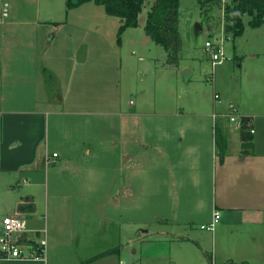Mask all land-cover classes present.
Wrapping results in <instances>:
<instances>
[{"label":"crops","instance_id":"obj_1","mask_svg":"<svg viewBox=\"0 0 264 264\" xmlns=\"http://www.w3.org/2000/svg\"><path fill=\"white\" fill-rule=\"evenodd\" d=\"M5 4H0V235L3 217L20 213L30 237L35 230L47 229V247L42 258L0 256V264H80L126 240L130 244L131 238L140 246L137 264H159L165 256L170 264H264V101L240 94L229 101L217 87L220 99L213 97L210 110L138 113L155 118L160 134L152 183L140 190L141 196L153 198L154 208L139 233L131 237L120 229L113 238L116 246L109 247V176H79V166L84 165L76 150L84 147L89 154L92 138L73 136L81 129L77 123L61 125L64 117L79 112L53 107L55 74L43 61L48 54L44 49H25V38L29 44H45L47 38L39 43L27 27H42L46 20L39 15L30 21L9 18L10 13L4 15ZM258 55L251 56L258 59ZM183 70L186 78L195 73L190 66ZM246 81V86H264L261 64H253ZM251 99L256 101L254 107ZM232 107L253 118V147L246 154L241 130L228 118ZM52 115L60 117L56 132L61 153L50 154L48 149ZM143 125L139 119V141ZM54 153L63 161L62 176L49 175V165L56 163L50 159ZM39 210L44 212L42 226L28 221L37 220ZM215 210L221 213L215 228H202L213 220ZM122 218L123 213L117 222ZM110 222L115 223L112 218ZM120 254L119 249L87 264H107L109 257Z\"/></svg>","mask_w":264,"mask_h":264},{"label":"rangeland","instance_id":"obj_2","mask_svg":"<svg viewBox=\"0 0 264 264\" xmlns=\"http://www.w3.org/2000/svg\"><path fill=\"white\" fill-rule=\"evenodd\" d=\"M153 1L146 0L139 25L126 29L122 35L124 45H119L117 32L122 21L106 13L103 5L91 1L67 13L66 0H0L1 5L6 2L9 18L30 21L39 15L46 20L42 27H27L30 35H37L39 43L47 38L45 44H29L25 38V49L28 52L44 49L48 54L43 61L51 74H55V80H51L53 107H70L79 112L77 116L64 117L61 125L77 123L81 129L72 135L92 138L89 154L84 147L76 150L84 165L79 166L82 168L79 176H109V247L116 246L113 238L118 237L120 229L131 237L139 233L154 208L153 198L141 196L140 190L152 183L154 162L160 157V134L156 133L155 118L138 113L210 110L217 87L223 89V98L229 101L238 94L264 101V86L245 84L254 63L261 64L264 75V24L253 27L249 24L251 17L244 15V32L234 37L226 30L228 22L223 3L212 1L202 6L199 0H180L179 29L183 45L180 63L174 66L167 61L163 46L144 30ZM208 40L218 44L224 55L223 62L216 66L212 64L211 51L206 48ZM253 53L259 54V58H253ZM27 59L22 56L23 61ZM184 66L195 70L190 78H186ZM256 80L261 83V78ZM254 100L251 99L252 107ZM233 108L236 107L231 111ZM139 119L144 122L142 136L145 137L141 141L138 140ZM59 120L60 117L51 116L50 154L60 151L56 132ZM52 158L56 163L49 165V175L62 176L63 161L50 155ZM122 193L124 198L120 197ZM43 203L44 195L41 207ZM43 213L39 210L38 219L33 223L30 218L28 221L44 225ZM122 213L123 218L117 222ZM111 218L115 223L110 222ZM131 239L130 244L126 240L119 246L120 256L109 257L107 264L138 263L140 246ZM159 264H170V258L165 256Z\"/></svg>","mask_w":264,"mask_h":264},{"label":"trees","instance_id":"obj_3","mask_svg":"<svg viewBox=\"0 0 264 264\" xmlns=\"http://www.w3.org/2000/svg\"><path fill=\"white\" fill-rule=\"evenodd\" d=\"M103 5L106 13L117 16L122 23L117 32V43L122 44V35L128 28L139 25V17L143 12L146 0H66L67 13L87 2ZM204 6L206 2H218L221 0H199ZM222 4V3H221ZM225 17L228 22L227 32H232L234 37L244 32L243 16L249 15V24L258 27L264 24V0H231L223 3ZM180 0H154L147 12L144 30L157 44L163 46L167 52L169 63H178L181 59L183 39L179 29ZM244 126L241 129L243 153H248L253 147V134L250 132L249 122L253 121L250 116H242ZM224 150L223 153L224 154ZM119 247L108 249L96 254L80 264H87L101 257L116 253Z\"/></svg>","mask_w":264,"mask_h":264},{"label":"built area","instance_id":"obj_4","mask_svg":"<svg viewBox=\"0 0 264 264\" xmlns=\"http://www.w3.org/2000/svg\"><path fill=\"white\" fill-rule=\"evenodd\" d=\"M7 15V11L4 12ZM207 50L211 51L212 64L216 66L223 62L224 55L222 54L218 44L208 40L206 42ZM215 99H220L219 94H215ZM215 117L217 114L214 115ZM230 122L239 130L244 126L242 116L236 108L228 114ZM249 130L253 134L255 129L253 121L249 122ZM53 156H57L56 153ZM221 218V213L218 210L214 211L213 220L209 224L202 225V228L213 230ZM2 232L0 235V256L4 258L18 259H35L44 257L47 247V229L41 228L35 230V236L30 237V232L27 221L20 213L14 215H6L2 220ZM119 264H129L126 261H120Z\"/></svg>","mask_w":264,"mask_h":264},{"label":"water","instance_id":"obj_5","mask_svg":"<svg viewBox=\"0 0 264 264\" xmlns=\"http://www.w3.org/2000/svg\"><path fill=\"white\" fill-rule=\"evenodd\" d=\"M199 29H201V27Z\"/></svg>","mask_w":264,"mask_h":264}]
</instances>
